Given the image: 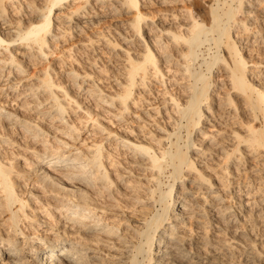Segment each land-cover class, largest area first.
Masks as SVG:
<instances>
[{"label": "bare ground", "instance_id": "bare-ground-1", "mask_svg": "<svg viewBox=\"0 0 264 264\" xmlns=\"http://www.w3.org/2000/svg\"><path fill=\"white\" fill-rule=\"evenodd\" d=\"M155 1L182 6L154 19L145 8ZM263 1L0 0V96L13 91V104L37 113L0 100V148L16 127L29 136L21 169L24 153L0 151V264H259L247 227L264 216V169L245 175L249 161L264 164V32L242 16ZM27 8V21L9 16ZM99 8L127 13L119 24L131 31L129 47L95 34L120 58L110 81L96 57L64 70L67 86L54 79L60 65L25 76L20 55L46 60L52 42L98 23ZM93 41L80 44L95 53ZM149 83L162 85V110L143 104Z\"/></svg>", "mask_w": 264, "mask_h": 264}, {"label": "rangeland", "instance_id": "rangeland-1", "mask_svg": "<svg viewBox=\"0 0 264 264\" xmlns=\"http://www.w3.org/2000/svg\"><path fill=\"white\" fill-rule=\"evenodd\" d=\"M180 1V0H179ZM208 2L209 0H204V2ZM39 2V0H33V2L32 3H34L35 5H41V3H38ZM206 2V3H207ZM181 2H179V3H174V4H170V5H166V4H164L165 6H167V7H172L173 5L175 6V5H177V6H182V3L180 4ZM247 3V4H246ZM263 5H264V1H263V3H262ZM164 5H160V4H158L157 3V1H155V2H152V3H150V4H148L147 6H146V8H145V10H147V11H149V12H151L153 15H154V19H157L159 16H160V14L161 13H158L159 12V8H166ZM263 5H257L256 7H257V11H256V13H250V15L249 16H246V17H244V16H242V18H243V20H245V21H247V23H251V22H253V20L254 19H256V22H254L253 23V25H255V26H257V27H261L262 28V32H264V6ZM163 6V7H162ZM243 6H245V9L246 8H251V6H250V4H249V2L248 1H245V4L243 5ZM250 6V7H249ZM158 7V8H157ZM261 9H260V8ZM148 8H150V9H148ZM154 8V9H153ZM29 10V12L31 13V11H30V8L28 9H26V12ZM62 10H64V11H66V9H62ZM98 10H104V9H98ZM144 10V11H145ZM154 12H152V11ZM156 10L158 11L157 12V14H156ZM260 10V11H259ZM22 11V12H21ZM105 11V10H104ZM101 11L100 13H102L98 18H95V19H93L94 21H97L98 23H95V24H89V26L88 25H86L87 27H85V29H84V31H82V32H80V33H72V34H70L71 36L69 37L68 36V33H66L65 35H64V37L63 36H61L62 38H60L59 40H57V41H55V42H52L50 45H51V50H50V52L48 51V57H46V60L44 59V58H41L40 57V61H39V59H36V62H35V59H32V61H31V59H27V57H25V56H22V55H20L22 58H20V61H21V63L22 64H27V62L26 61H28V64H27V68H25L24 69V71H23V73H25V76H27L28 75V77H35V75L36 74H38V72L40 73V68H42L43 66H45L44 64H46V63H49L50 64V66H52L53 68H54V73H55V70H57V69H59V67H58V65H60L61 66V68H60V73L58 72V70H57V72H56V75L54 74V79H56V80H58L59 79V81H60V83L62 84V85H68V82H67V80H66V78H65V76L63 75V71L64 70H68V69H71V68H73V66L74 67H76V68H82V65H81V63H85L86 61H87V59L88 58H94V57H96L97 58V65H99L100 64V66H103V65H105V66H110V69H108L109 67H107V70L105 71V74H97V77H99L100 78V80L102 81V80H104L105 82H108V81H110V78H112L113 77V73H116V71H115V68H114V66L116 65V63H119L120 62V58H118L117 56V59L115 58V56H113L114 54H112V52L110 51V49H109V47H105V46H103V45H101V46H98V45H96V43H98L97 42V40H95L96 39V36H95V34H97L98 33V31H102V32H105L106 34H107V36H109L110 38H111V43L110 44H112L113 42H112V40L113 41H115L116 39L115 38H117V42L121 45V46H124V45H126L127 47H129L130 45L129 44H124L125 42L122 40V38L123 37H128V35H130L131 34V31H129V29H127L125 26L124 27H122V26H120V24H119V22H121V21H124L126 18L125 17H127L128 16V14L127 13H125V12H121L120 14H114V13H110L109 11L107 12V11ZM9 12V16H11V18H15V20L16 19H22V21H27L31 16H30V13L29 12H27V13H25V10H18L17 12H16V10H14V12L13 11H11L10 12V10L8 11ZM78 12H80V11H78ZM92 12V11H91ZM22 13V14H21ZM29 13V14H28ZM77 13V12H76ZM92 13H94V12H92ZM13 14V15H12ZM91 14V13H90ZM254 14V15H253ZM255 14H258V15H255ZM260 14V15H259ZM29 15V16H28ZM16 16L18 17V18H16ZM24 16V17H23ZM74 16V18H76V17H78L77 16V14L76 15H73ZM92 16V15H91ZM91 16H89L91 19H92V17ZM119 17V18H118ZM255 17V18H254ZM262 18V19H260V18ZM73 18V19H74ZM163 18V17H162ZM121 19V20H120ZM252 19V20H251ZM161 20V19H160ZM260 21V22H259ZM261 23V24H260ZM97 24V25H96ZM257 24V25H256ZM260 26H259V25ZM62 25V24H61ZM60 25V27H62ZM117 25V26H116ZM119 25V26H118ZM262 25V26H261ZM254 26V27H255ZM257 27H255V28H257ZM104 30V31H103ZM110 30V31H109ZM67 32V31H66ZM111 32V33H110ZM117 32V33H116ZM109 33V34H108ZM112 34V35H111ZM120 34V35H119ZM67 36V37H66ZM90 36H94V41L92 42V46L95 44V46L96 47H98V50H97V52H95V53H92L91 52V49H92V47L90 48V46L88 47V46H82L80 43H82V42H87V38L88 37H90ZM119 36V37H118ZM262 37L260 38V39H262L264 36L263 35H261ZM115 37V38H114ZM79 38H81V39H83V40H81V39H79ZM251 38V39H250ZM78 39V40H77ZM253 39V36H252V34H250L249 35V41H251ZM82 42H81V41ZM121 40V41H120ZM263 40V39H262ZM121 43H120V42ZM258 41H260V40H258ZM260 43V42H259ZM87 44V43H86ZM69 45V46H68ZM74 45H77V46H82L81 47V50L79 49V51L77 52V51H75L74 52V50H68V48L70 47V48H72V46H74ZM120 45H118L117 47H119ZM129 45V46H128ZM133 45L135 46L136 45V43H133ZM120 46V47H121ZM125 46V47H126ZM102 48V49H101ZM83 49H85V50H83ZM87 49V50H86ZM205 49V47H203L202 46V50H204ZM83 50V51H82ZM67 51V52H66ZM88 51H90V52H88ZM73 52V53H72ZM248 52V51H247ZM18 53V52H17ZM69 54V55H68ZM70 54H71V57H74L75 58V60H71L72 58H70ZM74 54V55H73ZM204 56L206 57L207 56V54H206V52H204ZM18 55V54H17ZM63 55V56H62ZM77 55H79L78 57H76ZM91 55V56H90ZM256 55V54H255ZM57 56H60V57H57ZM99 56V57H98ZM18 57H19V55H18ZM69 57V58H68ZM81 59H80V58ZM103 57V58H102ZM64 58V59H63ZM106 58V59H105ZM41 59H44V60H42L41 61ZM61 59H62V61H64V62H62L61 61ZM77 59H78V62H77ZM101 59H102V61H101ZM86 60V61H85ZM116 60V61H115ZM66 61V62H65ZM71 63V61H72V63L71 64H69V62ZM82 61V62H81ZM79 62H81V63H79ZM106 62V63H105ZM44 63V64H43ZM99 63V64H98ZM42 64V65H41ZM78 64V65H77ZM108 64V65H107ZM165 64V63H164ZM164 64H162V66H163V69H164V71L166 72L165 74V76H164V80L165 81H167L168 79V76H171L170 75V73H171V71H170V69L173 67V65L172 64H169L168 66H167V64H165V68H164ZM31 66V67H30ZM39 67V68H38ZM69 67V68H68ZM71 67V68H70ZM62 68H63V70H62ZM28 69V70H27ZM264 69V67H262V70ZM110 70V71H109ZM33 71V72H32ZM36 71H37V73H36ZM109 71V72H108ZM108 72V73H107ZM15 74H17V73H15ZM27 74V75H26ZM111 74V75H110ZM34 75V76H33ZM105 75V76H104ZM107 76V77H106ZM112 76V77H111ZM103 78V79H102ZM109 78V79H108ZM27 81H22V84L21 85H18V87L17 88H21L22 87V85L23 84H25ZM63 82V83H62ZM64 82H65V84H64ZM168 83V82H167ZM170 83H168L167 85H169ZM157 85V86H156ZM149 86H151V88H153V90L151 91L152 92V94H151V96H149L150 98H148L147 99V101L148 102H150V103H147V102H143V104H144V106L147 108L146 110H152V107H154V106H157L159 109H163V107L161 106L162 104H161V94H160V91L159 90H161L162 89V85H160L159 83H149ZM157 88V89H156ZM139 91H143V88H140L139 89ZM13 91H10L9 93L10 94H2L3 95V97L2 96H0V100H2V99H4L5 97H7V100L4 102L5 103V108L6 109H11V108H14V109H16V111H18V113H19V106L17 105L19 102L18 101H20V98H18V100H14V104L11 102L12 101V98L11 97H13V96H11V93H12ZM137 92V91H136ZM135 92V93H136ZM144 92V94H147L146 92L147 91H143ZM157 93H159V94H157ZM1 95V94H0ZM155 95V96H154ZM5 96V97H4ZM9 97V98H8ZM160 97V98H159ZM155 98V99H154ZM24 99V98H23ZM78 99H80L79 98V96H78ZM144 100V99H143ZM160 101V102H159ZM16 102V103H15ZM84 102L85 101H83V103L82 104H84ZM152 102V103H151ZM87 103V102H86ZM153 103L155 104V105H153ZM146 104V105H145ZM157 104V105H156ZM153 105V106H152ZM148 106V107H147ZM31 111V112H30ZM22 112V113H21ZM28 112V113H27ZM22 111V110H20V113L19 114H23V116L24 115H26L25 117L26 118H29V119H32V120H34L35 118H36V116H37V113H34V111H32V110H29V111ZM151 113L150 114H152L151 115V117H154L156 120V124H160V126H162L163 125V121L161 120L162 118H160V117H158V116H156L154 113H152V111H150ZM26 113V114H25ZM137 114L139 113L138 111L136 112ZM29 116H28V115ZM31 117V118H30ZM46 121V120H45ZM43 123V124H42ZM40 124L43 126V127H45V128H47L48 130L50 129V127H48L47 126V123H45V122H40ZM132 125H134L135 126V124H132ZM148 126V125H147ZM149 127H150V129H153L154 131H155V126L154 125H149ZM17 128V129H16ZM14 130H17L18 131V129H19V131L17 132V131H15V132H13V133H9L8 134V136H7V138L10 140L11 139V141H12V139H13V141H14V143L15 144H8V145H1V147L2 148H0L1 150V152H2V157L4 158V156H6V155H8L9 157H10V155L11 156H15L16 154H18V152H19V155L21 154V153H24V154H21V157L20 158H18V159H16V160H14L15 161V163L17 164H15V166H16V168L19 170V169H21L22 168V166L21 165H25V160H27V158L29 157V154H28V150H29V148L28 147H26L27 145H28V143H29V141H28V134L26 133V132H24V131H22L19 127H16ZM50 132L51 133H54L55 134V132H52V130L50 129ZM20 133V134H19ZM25 134V137L23 136V135ZM185 134V132L183 131V129H182V135H184ZM9 135H11V136H9ZM52 135V134H51ZM27 136V137H26ZM24 142H26V144H24ZM26 145V146H25ZM30 145H32V146H34V147H39V145H36V144H30ZM5 146H7V147H5ZM26 148V149H25ZM26 150V151H25ZM6 151H8V152H6ZM113 151H115V153H117L118 151L117 150H113ZM6 152V153H5ZM13 152V153H12ZM15 154V155H14ZM118 154V153H117ZM22 155H24V156H22ZM8 156H6V157H8ZM17 156V155H16ZM27 156V157H26ZM251 159H253V158H251ZM257 161H259V160H252V161H249L248 162V164H249V167H248V169H247V171H246V175L245 176H249V175H251V177H254V175L258 172H262V170H260V167L262 168V169H264V164L263 163H261V161H259V162H257ZM252 164V165H251ZM250 166H252L251 168H250ZM24 167V166H23ZM252 169V170H251ZM253 170L255 171V173H253ZM254 175H253V174ZM168 174L169 173H165L162 177H161V181H162V184L163 185H161V186H163L162 188L163 189H165L166 188V183L168 182L167 180H169L170 178L168 177ZM249 174V175H248ZM243 175L244 174H242V177H243ZM244 176V177H245ZM14 178V177H13ZM19 187H18V185H16V189H18ZM24 194V193H23ZM31 204H29V206H32V205H34V204H36L37 202H30ZM40 203H37V205H39ZM256 217V216H255ZM260 217H262V218H260ZM257 218V220H259V224H257L255 227L254 226H249V227H247V228H249V233H250V230H251V233L249 234V238H253V236H254V234H255V236L254 237H256V235H257V241L259 240L258 238H260V240H261V242L260 243H257V247H259L260 249H261V254L263 255L264 254V238H262L261 236H263L264 237V222H262V221H264V216H261V215H259V217H256ZM260 218V219H259ZM260 220H261V222H260ZM253 227V230L251 229ZM29 228V227H28ZM30 229V228H29ZM258 229V230H257ZM254 234H253V233ZM257 233V234H256ZM247 237V236H246ZM255 239V238H254ZM263 242V243H262ZM259 244V245H258ZM263 258V259H262ZM261 258V261L259 262V264H264V255H263V257Z\"/></svg>", "mask_w": 264, "mask_h": 264}]
</instances>
